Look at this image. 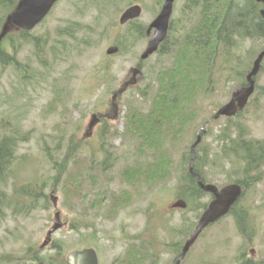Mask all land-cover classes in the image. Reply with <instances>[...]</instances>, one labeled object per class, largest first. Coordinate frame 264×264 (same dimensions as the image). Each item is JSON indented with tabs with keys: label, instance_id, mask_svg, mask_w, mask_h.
I'll return each mask as SVG.
<instances>
[{
	"label": "rangeland",
	"instance_id": "374dc122",
	"mask_svg": "<svg viewBox=\"0 0 264 264\" xmlns=\"http://www.w3.org/2000/svg\"><path fill=\"white\" fill-rule=\"evenodd\" d=\"M104 1L107 0H60L47 19L31 31V35L36 37L49 35L50 38L44 44L40 41V59L35 55L37 50L33 44L18 38L14 40L12 51L17 52L19 65L27 67V81L22 80L12 66L3 68L0 65V133L7 117L20 124L22 135L27 137L19 144L11 166V177L6 188L9 198L15 185L41 184L52 177L53 166L45 154L52 153L61 159L74 135L76 144L85 142L87 155L95 154L96 161H102L99 135L105 123L123 131L127 102L149 108L156 86L155 71L169 62L168 56L154 54L140 68L139 59L152 35H147L124 54L108 55L107 50L117 46L116 39L128 29L119 23L127 7L141 5L143 14L140 22L148 27L164 0H112L110 4H104ZM187 2L178 0L175 3L174 20L184 19ZM188 15L191 16V11ZM74 22L83 25L75 41L58 35L60 29ZM181 24L175 23L171 40L175 41L183 34L184 26ZM17 32L15 29L12 34ZM62 41L65 43L57 44ZM55 43L57 49L54 54L51 47ZM64 44L67 50L63 48ZM263 45V42L240 41L230 52V57L235 62L242 58L246 65L252 64L253 56ZM216 75L215 93L201 103L203 108L195 124L172 150L174 168L166 182L151 191L143 189V194L137 196L132 205L121 210L114 220L108 221L102 216L96 221L95 228H82L80 231L73 228L79 225L74 221L76 214L66 206L64 193L44 189L43 196L46 198L38 199L30 211L27 208L26 212L15 205V210L20 209V212L14 214L9 208L0 220V254L10 256V260H0V264H32L27 262L28 250L38 252L43 247L42 255L54 254V245H62L66 257L71 251L92 247L98 252L100 264H114L117 258L126 256L128 249L135 245L156 264H172L177 255L173 246L182 241L184 243L188 238L182 233L198 222L203 213L200 203L212 200L210 195H204L200 203L197 199L191 202L186 200L187 209H173V204L183 199L179 195L181 185H184L183 152L191 147L192 132L195 131L196 135L203 119L229 102L234 89L241 85L233 73L223 75L218 72ZM56 89L61 90V102L54 100ZM121 90L113 106V96ZM216 105L219 106L216 108ZM94 114L101 122L94 130H89ZM226 123L221 118L216 124H208V133L203 138L200 152L206 162L207 182L220 187L233 183L230 181L232 172L240 169L220 156L222 141L218 140V136ZM234 125L239 126L240 130L244 129L249 138L264 140V62L257 77V91L242 116L235 119ZM112 142L119 148L121 158L113 168L115 178L112 173L109 180L108 174L102 175L101 184L104 188L110 186L119 191L122 184L117 170L127 161L130 148L120 137L113 138ZM74 161H70V167H74ZM261 177L262 181L251 185L241 201V207L249 211L246 215V235L240 233L236 218L229 215L204 231L183 264H240V260L246 259L264 262V166ZM233 178H241V174H234ZM100 213L103 215L105 210ZM57 225L59 228L47 242L49 232ZM146 263H150L149 258Z\"/></svg>",
	"mask_w": 264,
	"mask_h": 264
},
{
	"label": "trees",
	"instance_id": "16d2710c",
	"mask_svg": "<svg viewBox=\"0 0 264 264\" xmlns=\"http://www.w3.org/2000/svg\"><path fill=\"white\" fill-rule=\"evenodd\" d=\"M19 1L0 0V34L7 16L16 8ZM111 2L112 0H107L104 4ZM186 6L184 19L182 22L173 20L174 24L170 25V31L157 52L168 56L169 62L155 71L154 84L156 86L150 97L149 108L144 109L146 105L139 107L132 101L127 102L126 112L123 115V131L105 123L99 135L101 153H103L102 161L99 159L96 161L95 154L87 155L84 149L85 142L76 144L74 135L71 138V145L61 159H57L52 153L45 154L48 162L53 166L52 177L41 184L36 182V184L23 186L15 185L13 195L9 198L6 188L11 177V166L17 156L19 144L27 140V137L22 135L20 124H16L13 118H5L6 122L0 133V220L5 217L6 210L9 208H12L14 214L20 212V209L15 210V205L21 206V210L26 211L28 208L30 211L38 199L46 198L43 192L48 188L64 193L67 200L66 206L76 214L74 221L79 226H74L75 230L95 228L98 218L103 216L108 221L114 220L121 210L132 205L135 198L143 194V189L151 191L171 177V170L174 168L172 150L195 124L203 108L201 103L206 99L209 100L215 93L216 74L218 72L223 75L226 72L233 73L239 84L246 83V74L252 64L246 65L242 58L235 62L230 57V52L237 47L240 41L251 40L264 44V16L260 12L263 4L256 0H188ZM190 11L191 16L188 15ZM176 22L184 26L183 34L173 41L171 30L176 26ZM126 27L128 29L125 34L116 39L115 44L120 50L118 54L126 53L147 37V28L139 20L129 22ZM81 30H83V25L74 22L69 27L60 29L58 35L75 41ZM87 30L91 32V29L87 28ZM14 31L0 41V65L3 68L12 66L18 71L21 79L27 81V67L19 65L17 52L12 51L14 40L18 38L33 44L37 50L35 55L40 59V41L44 44L50 38L49 35L36 37L31 35V31L21 29L12 34ZM60 43H65V41L57 42V44ZM63 48L67 50V45L64 44ZM56 49L55 43L51 47L54 54ZM261 50H264V45ZM260 51L253 56V60ZM145 62L140 58L139 66L142 68ZM60 92L61 90L56 89L54 98L56 102L62 100ZM242 113L243 111L239 112L233 118H224L227 123L222 134L218 136V140L222 141L221 158L240 167L237 171L239 173L232 172L230 181L243 186L246 193L251 185L262 181L264 140L249 138L244 129L240 130L239 126L234 125L235 119L240 118ZM208 118L203 119L202 124L207 123ZM218 122L219 120H212L207 124L212 125ZM115 137H120L123 143L125 145L127 143L130 148L127 161L117 170L119 182L122 184L119 191L110 186L104 188L101 184V176L108 174V179L121 158L118 153L119 148L112 142ZM191 139L193 143L196 139L195 131L192 132ZM201 146L196 151L195 171L207 182L206 162L200 154ZM72 159H75L74 167H70ZM190 160L189 148V150H184L181 158L184 167L182 177L184 185H181L179 195L184 200L191 202L197 199L200 203L206 193L200 189L195 178L189 173ZM254 173L257 175L253 176ZM234 174H241V178H233ZM113 178H115L114 174ZM243 197L233 206L230 215L236 218L241 233L246 235L245 231L248 230L246 215L249 211L241 207ZM199 206L205 210L208 202L200 203ZM103 209L105 213L102 215L100 211ZM92 216L95 217L92 219ZM196 223H193L192 229L188 228L183 231L184 237L187 238L190 235ZM182 243L183 241L173 246L177 254L176 259L181 253L184 244ZM60 246L54 245L52 247L54 254L47 255H42L43 248L38 252L28 250L27 262L67 264L64 249L62 245ZM148 258L149 264H156V261L151 260L149 255H145L139 246L134 245L128 249L126 256L117 258L114 264H141L146 263ZM0 260H10V256L0 254Z\"/></svg>",
	"mask_w": 264,
	"mask_h": 264
},
{
	"label": "water",
	"instance_id": "95a60500",
	"mask_svg": "<svg viewBox=\"0 0 264 264\" xmlns=\"http://www.w3.org/2000/svg\"><path fill=\"white\" fill-rule=\"evenodd\" d=\"M58 0H20L17 7L6 19L5 24L2 27V33L0 34V41L8 35L10 32L19 29L32 30L44 18L49 14L53 6ZM176 0H166L163 9L158 18L151 24L149 32L154 28L155 33L151 38L148 47L142 59H147L155 53L161 42L167 36L169 29V21L173 10V5ZM259 3H263L264 0H256ZM142 13V7L140 5H133L127 8L120 17V24L124 25L130 20H134L140 17ZM264 16V9L262 10ZM119 51L117 46H112L107 50L108 55L116 54ZM264 60V50L257 56L254 61L253 67L246 77L247 85L240 86L234 89L231 99L228 103L224 104L209 120H218L221 117H233L238 111L243 110L249 102V99L254 94L256 89V77L259 74ZM114 95L113 100H115ZM207 121V123L209 122ZM99 122L96 115L92 116V120L89 124V129L92 130ZM207 123L203 125V128L198 132L197 139L191 146L192 158L189 165L190 174L195 177L199 187L214 196L213 201L201 216L197 226L192 232L189 239L186 241L182 253L173 264H181V261L185 258L191 246L198 239L203 230L209 225L215 223L225 215H227L232 206L238 201L242 195V187L239 184H231L219 189L213 184H206L203 178L198 172L194 170V164L196 160V147L201 143L202 136L207 133ZM174 208H186L187 204L183 200H178L174 205ZM59 228L55 226L48 234L47 242H50L51 235ZM46 244V243H45ZM67 264H99L97 252L92 248H86L83 250L73 251L67 257Z\"/></svg>",
	"mask_w": 264,
	"mask_h": 264
},
{
	"label": "flooded vegetation",
	"instance_id": "af4514ba",
	"mask_svg": "<svg viewBox=\"0 0 264 264\" xmlns=\"http://www.w3.org/2000/svg\"><path fill=\"white\" fill-rule=\"evenodd\" d=\"M163 3L164 2H162L161 4H160V9H159V12H158V14H157V16L155 17V19L158 17V15L160 14V12H161V9H162V6H163ZM154 19V20H155ZM173 20H174V18H173V16H172V18H171V20H170V25L171 24H174V22H173ZM179 22H182V20H178ZM153 22V21H152ZM151 22V23H152ZM185 22V21H184ZM150 23V24H151ZM161 46V45H160ZM250 215V214H249ZM248 219H249V216H248ZM240 233H241V231H240ZM242 234V233H241ZM242 235H244V234H242ZM240 264H264V262L263 263H260V262H258V261H256V260H240V262H239Z\"/></svg>",
	"mask_w": 264,
	"mask_h": 264
},
{
	"label": "bare ground",
	"instance_id": "6f19581e",
	"mask_svg": "<svg viewBox=\"0 0 264 264\" xmlns=\"http://www.w3.org/2000/svg\"><path fill=\"white\" fill-rule=\"evenodd\" d=\"M207 126H208V124H207Z\"/></svg>",
	"mask_w": 264,
	"mask_h": 264
}]
</instances>
